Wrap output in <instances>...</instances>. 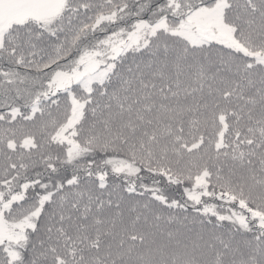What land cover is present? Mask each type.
<instances>
[{"label":"snow or ice","instance_id":"1","mask_svg":"<svg viewBox=\"0 0 264 264\" xmlns=\"http://www.w3.org/2000/svg\"><path fill=\"white\" fill-rule=\"evenodd\" d=\"M0 264H264V0H0Z\"/></svg>","mask_w":264,"mask_h":264}]
</instances>
